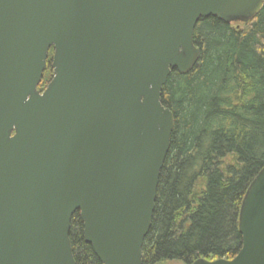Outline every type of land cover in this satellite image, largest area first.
Instances as JSON below:
<instances>
[{
	"label": "water",
	"instance_id": "1",
	"mask_svg": "<svg viewBox=\"0 0 264 264\" xmlns=\"http://www.w3.org/2000/svg\"><path fill=\"white\" fill-rule=\"evenodd\" d=\"M264 0H0V264H77L80 212L103 264H143L173 112L203 18L249 22ZM52 77L39 86L47 70ZM232 259L264 264V168L240 210Z\"/></svg>",
	"mask_w": 264,
	"mask_h": 264
},
{
	"label": "trees",
	"instance_id": "2",
	"mask_svg": "<svg viewBox=\"0 0 264 264\" xmlns=\"http://www.w3.org/2000/svg\"><path fill=\"white\" fill-rule=\"evenodd\" d=\"M200 57L172 70L162 102L174 114L143 264L232 260L241 250L243 199L264 168V7L251 21L197 24ZM50 53L44 89L52 77ZM70 239L77 264H103L85 241L80 212Z\"/></svg>",
	"mask_w": 264,
	"mask_h": 264
},
{
	"label": "rangeland",
	"instance_id": "3",
	"mask_svg": "<svg viewBox=\"0 0 264 264\" xmlns=\"http://www.w3.org/2000/svg\"><path fill=\"white\" fill-rule=\"evenodd\" d=\"M162 264H184V263L177 262V261H172V262H166V263H162Z\"/></svg>",
	"mask_w": 264,
	"mask_h": 264
}]
</instances>
